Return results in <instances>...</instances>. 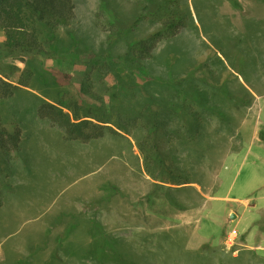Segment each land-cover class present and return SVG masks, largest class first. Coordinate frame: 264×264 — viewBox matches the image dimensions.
I'll use <instances>...</instances> for the list:
<instances>
[{
    "label": "rangeland",
    "instance_id": "1",
    "mask_svg": "<svg viewBox=\"0 0 264 264\" xmlns=\"http://www.w3.org/2000/svg\"><path fill=\"white\" fill-rule=\"evenodd\" d=\"M76 1L72 25L61 30L60 51L35 65L66 86L69 76L79 84L83 62L96 52L125 53L166 15L163 8L124 30L145 4L153 12L162 0ZM237 1L179 0L190 9L189 21L145 61L153 77L139 79L130 62L118 61L115 76L94 72L92 93L82 95L89 105L99 104L115 90L116 74H129L133 86L117 90L123 103L143 106L146 89L183 104L191 127L180 122L177 135L162 142L168 160L193 181L175 184L160 180L169 179L163 173L156 172L159 180L149 173L140 126L72 141L59 125L29 112L24 136L34 131L26 141L34 160L27 166L15 156L18 187L0 204V264H264V231L258 228L264 229V197L255 198L264 196V0ZM104 5L113 15L101 10ZM0 65L16 82L25 63L6 57ZM14 98L30 105L28 95ZM198 121L203 133L192 128ZM234 229L239 234L231 244Z\"/></svg>",
    "mask_w": 264,
    "mask_h": 264
},
{
    "label": "trees",
    "instance_id": "2",
    "mask_svg": "<svg viewBox=\"0 0 264 264\" xmlns=\"http://www.w3.org/2000/svg\"><path fill=\"white\" fill-rule=\"evenodd\" d=\"M233 1L238 4L237 0ZM179 4V0H162L157 2L153 12L148 10L151 6L145 4L136 19L125 24L124 30L152 13H161L164 8L166 15L160 25L130 41L127 51L119 56L114 57L109 51L96 52V56L83 62L85 71L79 84L69 76L66 86L57 75L35 65L40 63L43 66L45 59L52 57L55 51H60L57 49L62 45L61 30L72 25L77 15V1L0 0V29L5 33V40L0 42V58H18L25 63L16 82L11 81L2 72L0 65V204L8 193L14 192L18 187L16 177L19 172L15 156L19 155L27 166L34 160V154L26 142L30 140L34 131L26 129L24 136V118L29 112L34 118L38 117L42 121L59 125L63 136L72 141L99 138L107 131H115L116 128L129 133L131 127L140 126L144 133L138 144L149 173L157 180L160 179L157 173H163L170 180L166 178L160 180L175 184L193 181L188 172L179 170L174 162L168 160L167 147L162 142V139L165 143L166 140L170 141L171 137L166 138L167 135H177V129L181 127L180 122L183 128L191 127L181 113L183 104L176 105L174 99L164 101L162 97L147 92L146 89L141 91L146 97L143 106L123 103L121 93L118 95L117 90L120 85L128 82L133 86L129 74L126 77L116 74L117 82L113 85L115 90L105 92L99 104L89 105L82 98L83 94L92 93L91 88L95 85V80H98L94 72L97 76L107 72L115 76L114 66L118 61L130 62L128 67L131 73L137 75L139 79L142 76L153 77L145 61L154 55L160 42L173 38L189 21L190 9L181 8ZM102 8L107 15H113L111 7L104 5ZM110 24L113 28L117 25L115 19H111ZM115 39L116 36L111 37L112 42ZM3 64L14 69L20 68L13 63ZM171 82L174 85V81ZM178 84L181 85L182 81ZM75 85L79 88H74ZM106 89L109 91L108 87ZM121 92H125L124 87ZM20 93L30 97V105L24 107L17 102L14 97ZM106 95L108 98H105ZM184 99L198 101L195 95L191 97L186 95ZM5 105L9 113L7 115ZM4 115L10 120H6ZM193 126L194 130L203 133L202 123L198 121ZM94 251H97V248Z\"/></svg>",
    "mask_w": 264,
    "mask_h": 264
},
{
    "label": "crops",
    "instance_id": "3",
    "mask_svg": "<svg viewBox=\"0 0 264 264\" xmlns=\"http://www.w3.org/2000/svg\"><path fill=\"white\" fill-rule=\"evenodd\" d=\"M5 40V33H4V31L3 30H1L0 29V42H3ZM263 185H264V183H263ZM211 197V196H210ZM261 197H264L263 195H259V196H257L256 195V197L255 198H257V200H258V198H261ZM207 199H209V198H207ZM207 199H205V200H207ZM259 233H261L262 231H264V229L263 228H261V226L259 225ZM235 230V229H234ZM238 233V232H237ZM239 234V233H238ZM243 235L245 236V243H246V245L247 246H249V247H252L253 249H256V247H254V246H252V245H249L248 244V241H247V237H246V233H243ZM258 236L260 237L261 235L260 234H258ZM259 247H260V245H258Z\"/></svg>",
    "mask_w": 264,
    "mask_h": 264
},
{
    "label": "built area",
    "instance_id": "4",
    "mask_svg": "<svg viewBox=\"0 0 264 264\" xmlns=\"http://www.w3.org/2000/svg\"><path fill=\"white\" fill-rule=\"evenodd\" d=\"M237 235V231L236 230H233L230 235H229V240H230V243L232 244L233 243V239L236 237Z\"/></svg>",
    "mask_w": 264,
    "mask_h": 264
},
{
    "label": "water",
    "instance_id": "5",
    "mask_svg": "<svg viewBox=\"0 0 264 264\" xmlns=\"http://www.w3.org/2000/svg\"><path fill=\"white\" fill-rule=\"evenodd\" d=\"M236 215H235V213H232L231 214V218H234Z\"/></svg>",
    "mask_w": 264,
    "mask_h": 264
}]
</instances>
